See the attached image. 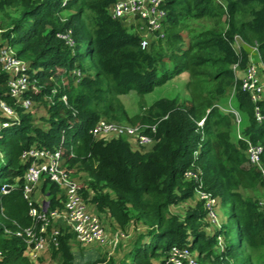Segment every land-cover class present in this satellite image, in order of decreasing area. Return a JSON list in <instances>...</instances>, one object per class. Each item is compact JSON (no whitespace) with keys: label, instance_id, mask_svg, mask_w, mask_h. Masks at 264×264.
Wrapping results in <instances>:
<instances>
[{"label":"trees","instance_id":"16d2710c","mask_svg":"<svg viewBox=\"0 0 264 264\" xmlns=\"http://www.w3.org/2000/svg\"><path fill=\"white\" fill-rule=\"evenodd\" d=\"M111 2L0 0L2 13L8 14L9 6L21 8L0 37L31 65L33 82L26 96L33 105L42 101L48 107L47 116L38 124L33 112L11 96L9 75L0 62V101L18 113L16 120L0 109V248L5 255L0 264H35L24 238L6 233V228L16 231L32 224L23 191L28 163L21 155L34 144L62 145L67 168L79 179L81 173L88 178V184L83 180L81 184L89 203L107 213L119 228L137 226L128 242L131 264H167L174 245L197 250L199 264H257L245 251L259 250L256 261L264 259V206L260 204L264 180L249 161L246 139L264 146V119L257 120L255 104L234 69L236 64L245 69L250 54L244 48L236 52L233 42L238 34L257 46L264 72V0H168L165 37L154 39L147 48L141 47L140 36L132 28L111 17ZM65 9L74 13L63 18L60 13ZM87 10L95 18L92 28L83 17ZM224 17L225 30L217 26L197 30L191 24L193 19L207 18L218 25ZM67 28L74 30V49L57 37ZM83 62L95 70L94 75L84 73L75 83L73 71L82 68ZM185 71L190 75L187 89L191 93L185 103L162 97L134 118L128 117L121 104L114 108L111 92L148 94ZM259 106L264 114V99ZM231 107L241 114L239 127ZM104 116L158 123L155 145L140 147L125 137L106 143L95 138L90 130ZM197 150L205 187L219 197L227 218L212 234L207 233L210 224L203 202L194 198L195 183L183 179ZM43 179L44 198L50 200L51 208H63L64 188ZM5 184L12 186L8 192L3 190ZM189 200L195 206L184 218L171 211V206ZM75 238L66 228L60 247H53V254L62 257L61 264H75Z\"/></svg>","mask_w":264,"mask_h":264},{"label":"built area","instance_id":"2783aa9c","mask_svg":"<svg viewBox=\"0 0 264 264\" xmlns=\"http://www.w3.org/2000/svg\"><path fill=\"white\" fill-rule=\"evenodd\" d=\"M168 0H112L109 6V13L113 19L126 23L140 36V45L147 48L154 39L165 37V25L169 10ZM5 29L0 27V36ZM57 37L64 41L71 49L76 46L74 30L67 28L59 31ZM243 41L240 35L236 34L233 46L236 52L242 49L237 44ZM244 42V41H243ZM246 43V42H245ZM256 49L258 47L256 46ZM259 50V49H258ZM251 60V59H250ZM0 62L2 68L8 73V84L10 94L14 97L16 104L30 109L33 100L26 96L33 82V72H30V63L19 57L12 43L5 42L0 47ZM261 63L250 61L244 69L241 77L242 89L249 92L252 102L255 104V115L259 122L264 119L259 102L264 99V77L262 75ZM235 71L240 69L239 64L234 66ZM75 83L79 82L84 72L80 67L73 71ZM56 93V89L54 90ZM53 103V97L50 98ZM62 100L68 104V96L63 94ZM0 109L3 115L8 118L18 120L17 109L0 101ZM235 115L237 127L242 123V117L238 110L231 107L229 109ZM7 126L8 122L1 123ZM157 124L149 123H126L107 117H101L90 130L95 138H101L103 142H110L121 137L128 138L131 142L140 147L154 146L157 139ZM203 126L204 119L198 121ZM238 136L242 133L238 131ZM247 146V156L250 163L256 165L264 180V161L262 158L264 146L249 139ZM72 153V152H71ZM199 151H195V157L191 167L184 171L183 179L195 183V196L198 201H202L207 211L206 220L212 226H220V206L219 197L207 190L203 180V171L197 164ZM74 155V154H72ZM23 162L28 163V168L24 176L23 191L24 197L29 204V215L32 224L12 231L6 228L7 234L21 236L27 243V248L41 251L47 248L60 247V236L65 229L73 232L76 240L81 244L103 245L109 241V234L103 222V218L89 207V199L84 196L81 180L71 173L67 168V157L62 145L49 147L34 144L24 149L21 155ZM49 178L62 188H64L65 199L63 208H51L50 200L45 197L39 199V188L43 178ZM7 185L3 186L4 192H8ZM264 206V199L260 201ZM127 234L123 230H118L110 239L114 250ZM222 237H219V240ZM5 255L0 248V261ZM167 264H199V254L187 245H174L168 252ZM13 264V263H9Z\"/></svg>","mask_w":264,"mask_h":264},{"label":"rangeland","instance_id":"374dc122","mask_svg":"<svg viewBox=\"0 0 264 264\" xmlns=\"http://www.w3.org/2000/svg\"><path fill=\"white\" fill-rule=\"evenodd\" d=\"M20 9L21 8L18 6H9L7 9L8 14L2 13L0 11V27L4 28L5 30L8 29L10 27L9 24L11 23V18L17 17L19 15ZM72 13H74V9H65L60 13V15L63 18H67ZM83 17L86 20L87 26L89 28L94 27L95 18H94L93 13L90 10H87L84 13ZM224 20H225V17L223 18L222 22L217 25L215 24L214 21L207 19V18L197 19V20L193 19L191 20V24L197 30L213 28L216 26L220 30H225L228 28V24L225 23ZM130 31L135 32L134 29H130ZM0 42L5 43L6 40L1 39L0 37ZM83 64L84 65L81 69L83 70L85 75H90V76L91 74L94 75L95 70L89 67V63L83 62ZM242 70L244 71V69H241V71ZM241 71H237L236 75L240 77ZM262 75L264 77L263 71H262ZM189 77H190L189 72L185 71L181 73L179 76L167 82L166 84L156 87L153 92L148 93V94H139L134 90L124 93V94H117L116 92H111L113 103H114V108L118 107V105L121 104L123 108L125 109V111L127 112L128 117L134 118L137 115H141V114L148 112L153 102L162 97L174 98L179 103H183V102L185 103L188 99L191 98L190 90L187 89V82L189 80ZM29 111L33 112V114L36 116V122L40 124L42 122V117L47 116L48 114V107L42 101H35L33 107H31ZM130 120L123 119L121 121H124L126 123H138V122H132ZM1 156H2V153L0 152V157ZM81 175L82 176H79L81 181L83 180L86 184H88L87 183L88 178L86 174L81 173ZM60 188L61 190H63L62 187ZM39 192H40V195L44 197V191L42 188H39ZM194 206H195V202H193L192 200H189L187 202L171 206V211L175 214H179L181 218H184V216L188 213V211L192 210ZM94 207L95 206L91 203V208H94ZM219 211H220L221 223L225 222L227 218L224 215L223 208L220 207ZM102 218L106 226L107 232L109 234V241L103 245H99V244H85L84 245V244L79 243L75 238L73 240V249L76 254L75 261H74L75 264H111L110 262L112 260L114 261L112 264H131V259L127 255L130 249L128 242L130 239L129 237L134 232V229L137 228V226H135L134 224H130L129 226H127L128 228L123 229V228H119L115 226L110 220V218L109 220H107V218L105 217H102ZM214 228L215 226L210 225V227L207 230L208 231L207 233L212 234ZM120 229L123 230L127 234V236L124 238L123 241L120 242V244L114 250L112 244L110 243V239L113 237L114 233ZM223 242L224 241L222 238L219 243L221 245L220 247L224 246ZM48 249L53 252V248L50 247ZM258 255H260L259 250L248 248L245 251V256L247 258L252 259V261L257 262V264H264V259L261 261H256ZM99 258H103L105 259V261H102ZM155 262L156 264L158 263L160 264L161 261L160 262L155 261ZM61 263H62V257L58 253L54 254V256L51 259L46 261V264H61Z\"/></svg>","mask_w":264,"mask_h":264},{"label":"crops","instance_id":"0c3cea01","mask_svg":"<svg viewBox=\"0 0 264 264\" xmlns=\"http://www.w3.org/2000/svg\"><path fill=\"white\" fill-rule=\"evenodd\" d=\"M239 47L241 48H244L246 49L249 54H250V59L252 61H255L257 63H260L261 62V56H260V52L258 49H256V46L254 45H251V44H248V43H245L243 41H240L238 42L237 44ZM237 71H241V68ZM237 71H236V74H237ZM244 75V71L242 70L240 72V77L241 78L242 76ZM40 193V192H39ZM39 199H44L43 196L39 195ZM95 206V205H94ZM89 207L91 208V203L89 204ZM94 212L98 213L99 215H101L102 217H105L107 218V220H109V215L105 212H100L97 207L95 206L94 208H91ZM110 220L112 221V219L110 218ZM114 224V223H113ZM115 225V224H114ZM130 225V224H129ZM127 225V226H129ZM126 226V228H128ZM27 254L30 256V259L32 260V262H34L35 264H46V261H48L49 259H51L54 254L52 251H50L48 248L47 249H44V250H41V251H36V250H31V249H28L27 248ZM43 257V258H42Z\"/></svg>","mask_w":264,"mask_h":264},{"label":"water","instance_id":"95a60500","mask_svg":"<svg viewBox=\"0 0 264 264\" xmlns=\"http://www.w3.org/2000/svg\"><path fill=\"white\" fill-rule=\"evenodd\" d=\"M6 187H7V189H11V188H12V186H11V185H7Z\"/></svg>","mask_w":264,"mask_h":264}]
</instances>
